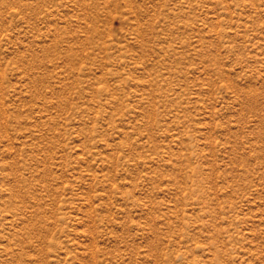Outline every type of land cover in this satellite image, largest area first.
I'll list each match as a JSON object with an SVG mask.
<instances>
[{"label":"rangeland","instance_id":"1","mask_svg":"<svg viewBox=\"0 0 264 264\" xmlns=\"http://www.w3.org/2000/svg\"><path fill=\"white\" fill-rule=\"evenodd\" d=\"M0 264H264V0H0Z\"/></svg>","mask_w":264,"mask_h":264}]
</instances>
